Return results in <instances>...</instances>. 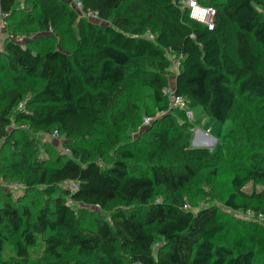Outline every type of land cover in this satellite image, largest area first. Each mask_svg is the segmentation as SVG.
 Listing matches in <instances>:
<instances>
[{
	"label": "trees",
	"instance_id": "obj_1",
	"mask_svg": "<svg viewBox=\"0 0 264 264\" xmlns=\"http://www.w3.org/2000/svg\"><path fill=\"white\" fill-rule=\"evenodd\" d=\"M78 1L82 13L66 0H23L19 10L16 0H0L2 28L12 19L16 34L32 26L64 33L63 49H69L32 50L31 42L23 46L11 39L3 44L1 67L17 83L34 76L42 84L27 96L0 88V142L9 139L13 118L35 133L62 137L69 156L49 163L24 137L23 185L46 202L36 214L24 204L0 202V264H124V259L129 264H254V251L232 242L239 234L226 226L218 207L193 212L178 193L201 171L204 185H212L225 164L235 161L225 206L245 210L248 204L237 200H252L262 205L252 209L264 215V105L251 104L264 100V0H199L215 10L212 30L191 20L173 0ZM88 13L106 24L91 22ZM228 24L229 49L221 44ZM168 54L179 58L173 85L166 80ZM144 60L150 61L147 73L136 68ZM127 79L148 87L163 116L135 143L114 142L111 163L102 167L91 149L107 126L118 131L123 123V112H113ZM169 86L185 108L173 106L163 93ZM193 106L233 125L212 149L191 146L186 110ZM127 107L139 110L135 102ZM136 145L145 153L141 166L129 162ZM75 205L100 213H76ZM37 243L35 263L31 250ZM12 244L15 256L3 257Z\"/></svg>",
	"mask_w": 264,
	"mask_h": 264
},
{
	"label": "rangeland",
	"instance_id": "obj_2",
	"mask_svg": "<svg viewBox=\"0 0 264 264\" xmlns=\"http://www.w3.org/2000/svg\"><path fill=\"white\" fill-rule=\"evenodd\" d=\"M196 1L199 2V0ZM22 5L23 0H16L15 8L17 10L21 9ZM69 5L73 7L72 4ZM17 18L18 17H16V19ZM89 20L95 24H106V22L90 16ZM14 21L12 19L5 20L3 28L0 29V88H3V90H19L24 96H27L32 90L38 89L41 86V80L34 76L24 77L17 83L15 80L16 77L9 70L1 67V64L4 62L2 56L4 41L6 39H11L23 46L31 42L30 48H32V50L45 51L57 48L68 51L69 49H63V44L65 45L66 43L65 38L68 37L65 36L64 33L39 32L34 28L35 26L28 27L27 31L24 32L25 34H16L14 31ZM223 31L226 32V35L222 38L221 44L226 45L227 48L231 47L232 28L230 24H228V30ZM27 32H29V34H27ZM144 35L152 36L150 31H146ZM221 36L222 34L220 37ZM256 49L261 51V48L258 46H256ZM168 60L170 62V68L166 80L170 85H173L174 73L176 72L179 58L168 54ZM149 64V60H144L137 64L136 68H138L139 71L143 69V73H147L151 70ZM260 70L264 71V65ZM129 102H135L139 107V110L136 111L127 107ZM238 104H240L239 99L236 101V106ZM251 104L252 106H263L264 100L253 99ZM22 107L24 106L22 105ZM117 108L118 109L115 113L112 111L114 115H118L117 113L119 112H123L124 114L123 123L119 125L118 131H115L112 126H107L106 130L100 135V138L102 139L97 142L95 141L91 149L93 158L96 159L98 164L102 167L111 163L113 150L117 146L114 142H118L120 144L119 146L123 144L128 145L132 142L135 143L145 131L154 127V123H152L153 120L160 119L163 116L162 112H157L155 109L148 87L134 79L126 80L122 96L118 100ZM169 108H172L169 109V112H174L172 106ZM190 110L193 116L192 125L189 130L192 134L191 146L193 143H196V145L206 146L207 148L212 149L224 135L233 129V125L229 120L220 123L209 118L204 109L200 106H193ZM233 112L237 113L238 111L235 109ZM146 118H151V122L145 123ZM157 123L156 126L159 124ZM195 128L206 132L209 137L204 139L201 138L196 141ZM7 133L10 136L9 139L0 142V202L7 201L15 205L24 204L31 209L33 214H36L45 204L46 200H44V196L40 193L28 192L23 185V176L26 173V166L21 165L20 153L26 152L23 141L24 137L32 148L37 149L38 158L47 160L49 163L53 162V160L59 155L69 156V152L63 145L62 137L56 138L51 133H35L32 130H29L25 124L19 122L15 123L13 118L7 129ZM24 134L26 136H23ZM135 147L133 148L136 149L137 155L129 162L131 166L144 165L145 153L138 145ZM27 155L30 156V154ZM236 166L237 162L235 161L226 163L221 174H219L214 183L210 186L204 185L202 181V173L204 171H201V174L198 175L188 189L181 190L178 195L184 196L187 208L193 212L198 208L208 205H215L218 207L221 218L224 220L226 226L233 232L239 234V237L233 239L232 242L238 246H242L243 249H252L255 253L254 264H264V220L258 219L257 214L260 212L252 209L254 207L262 208V205L257 204L252 200L238 199V204L244 202L245 204H248V208L245 210H230L224 204L227 195L231 192L229 186V181L233 175L231 168ZM62 187H71V189H73V185L71 184H63ZM243 189L248 192L251 190V186L248 184ZM157 193H159L157 198L162 200L161 197L164 198L163 194L160 193V190ZM73 208L76 213H79L80 210H83L85 214L100 213L97 208L83 207L79 205H75ZM86 218H88V215H86ZM227 237L226 233H223L221 236L222 239H226ZM157 243L158 242H156L152 248L154 254L158 246ZM39 253L40 245L37 243L35 248L31 250V256L35 263ZM13 255L15 256L14 244L5 249L3 257ZM124 264H129L126 259H124Z\"/></svg>",
	"mask_w": 264,
	"mask_h": 264
},
{
	"label": "built area",
	"instance_id": "obj_3",
	"mask_svg": "<svg viewBox=\"0 0 264 264\" xmlns=\"http://www.w3.org/2000/svg\"><path fill=\"white\" fill-rule=\"evenodd\" d=\"M66 1L72 4L73 8H75L77 11L82 13V6L78 0H66ZM173 1L177 2L179 5L183 6L188 10V17L191 20L205 25L208 30L213 29L214 17L216 13L212 7L202 6L196 0H173ZM89 16L96 18V15L92 13L86 14V17ZM1 18L2 16L0 15V28H2ZM163 93L170 98L173 106L185 108V103L183 98L175 96L173 86L165 87L163 89ZM186 116L190 121H192L193 116L191 110H186ZM150 122H151V118L145 119V123H150ZM54 136L56 137V133L54 134ZM184 208L187 209V206L185 205ZM257 218L260 220H264V215L262 213H258Z\"/></svg>",
	"mask_w": 264,
	"mask_h": 264
},
{
	"label": "crops",
	"instance_id": "obj_4",
	"mask_svg": "<svg viewBox=\"0 0 264 264\" xmlns=\"http://www.w3.org/2000/svg\"><path fill=\"white\" fill-rule=\"evenodd\" d=\"M173 84H174V81H173ZM195 129H196V131H195L196 132V137H195L196 141L200 140L201 138L204 139L206 137H209L206 132H203L197 128H195ZM192 146H194V145H192Z\"/></svg>",
	"mask_w": 264,
	"mask_h": 264
},
{
	"label": "water",
	"instance_id": "obj_5",
	"mask_svg": "<svg viewBox=\"0 0 264 264\" xmlns=\"http://www.w3.org/2000/svg\"><path fill=\"white\" fill-rule=\"evenodd\" d=\"M193 147H206V146H199V145H196V143H193ZM211 149V148H210Z\"/></svg>",
	"mask_w": 264,
	"mask_h": 264
}]
</instances>
